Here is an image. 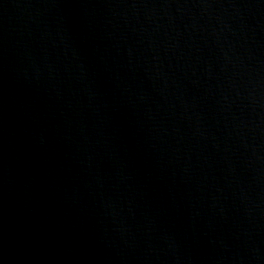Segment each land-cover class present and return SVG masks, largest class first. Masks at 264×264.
I'll list each match as a JSON object with an SVG mask.
<instances>
[{"label": "water", "instance_id": "obj_1", "mask_svg": "<svg viewBox=\"0 0 264 264\" xmlns=\"http://www.w3.org/2000/svg\"><path fill=\"white\" fill-rule=\"evenodd\" d=\"M0 264H264V0H0Z\"/></svg>", "mask_w": 264, "mask_h": 264}]
</instances>
